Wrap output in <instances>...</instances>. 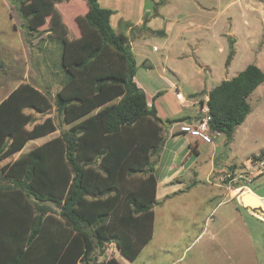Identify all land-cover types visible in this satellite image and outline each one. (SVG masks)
<instances>
[{
	"label": "trees",
	"instance_id": "obj_1",
	"mask_svg": "<svg viewBox=\"0 0 264 264\" xmlns=\"http://www.w3.org/2000/svg\"><path fill=\"white\" fill-rule=\"evenodd\" d=\"M72 1L9 0L29 35L48 25L58 53L42 48V62L45 56L52 62L46 66L53 93L20 83L0 102V161L7 160L0 168V264H119L106 254L111 243L134 261L152 238L154 166L166 128L202 117L159 118L134 81L129 37L111 27L112 11L82 0L74 34L57 10ZM229 50L226 65L232 42ZM263 83L264 72L248 65L210 90L200 100L210 131L230 142L250 113L248 98ZM52 108L55 118L37 124L25 113ZM57 131L12 160L29 141ZM262 159L264 152L249 161Z\"/></svg>",
	"mask_w": 264,
	"mask_h": 264
},
{
	"label": "rangeland",
	"instance_id": "obj_2",
	"mask_svg": "<svg viewBox=\"0 0 264 264\" xmlns=\"http://www.w3.org/2000/svg\"><path fill=\"white\" fill-rule=\"evenodd\" d=\"M82 2L74 0L69 7H57L74 34L78 31L74 18L85 7ZM98 5L112 11L111 27L132 39L138 64L135 82L163 117L178 110V100L167 90L170 81L185 97L201 82L211 89L248 65L264 72V0H98ZM138 18L143 26L135 25ZM150 23V29L162 30L163 35L149 30L135 34ZM127 25L133 27L131 32ZM23 26V19L9 0H0V101L20 83L35 84V78L48 74L46 64L52 62L47 56L46 64L42 62V48L48 49L47 55L58 53L45 33L47 24L39 35H29ZM230 42L233 54L226 65ZM152 46L157 50L153 51ZM145 58L150 69L140 65ZM202 65L206 68L201 69ZM161 73H165L164 79ZM260 88L248 98L250 113L235 129L230 143L224 135L215 137L213 153L208 151L210 145L200 143V155H193L188 163L191 170L185 177L186 184L192 180L195 185L170 192L165 201L161 196L157 198L153 240L137 264H264V223L237 206L239 194L233 197L236 174L230 168L219 174L228 195L205 185L210 159L220 171L226 160L238 167L249 166L250 157L264 152V95H257ZM157 92L160 95L155 97ZM200 98L204 100L202 95ZM41 141L29 142L22 152L27 153ZM6 163L0 161V168ZM249 173L246 171L245 180L238 185L244 183L264 199V171Z\"/></svg>",
	"mask_w": 264,
	"mask_h": 264
},
{
	"label": "crops",
	"instance_id": "obj_3",
	"mask_svg": "<svg viewBox=\"0 0 264 264\" xmlns=\"http://www.w3.org/2000/svg\"><path fill=\"white\" fill-rule=\"evenodd\" d=\"M143 24H144V22L142 21L141 18H138L137 22L135 23V25H142V26H143ZM149 26H151V23L147 27L143 28L144 31L138 29L135 32V34L137 36H139L143 32H145L146 30H149V31H151L154 34L163 35L162 30H152V29H150ZM127 27L129 28V32H131L133 27H130L129 25H127ZM117 32H119V31H117ZM131 41H132V39L129 37V42H130L131 50H132V53H133V50H134L133 48L134 47H133V44H132ZM152 50L156 51L157 47L156 46H152ZM134 57H135V55H134ZM135 61H136V58H135ZM136 65L138 66L137 62H136ZM140 65H144L147 69L151 68V65H150L149 61L147 60V58H145ZM200 68L204 69V68H206V66L202 65ZM169 71L174 73L170 69H169ZM136 73H137V71H136ZM162 73H161V76L164 79L166 75L164 73V76H163ZM49 77H50V75H48V74H45V76H41L40 75L37 78H35V80H34L35 84H31L29 82H23V83H29L32 86H34L35 88L41 89V90L48 89V90L52 91V93H53L55 91V89H56V85L51 83ZM134 81H135V79H134ZM169 83H170V85L168 87L169 89H167V90L169 92L174 93L176 99L178 100V110L176 111V113L171 114L170 117H163V116L160 115V112H159L158 108L156 106H154L155 109H156V112H157V116L159 118H161L163 121H166V120L170 121V120L180 119V118H184V117L190 118V119H192V121H194L195 118L198 115H201L200 114L201 113L200 112V107L203 105V104L200 103L201 94H203L202 98H204V100H207V97H206L207 93L210 90H212L214 87H212L211 89H207L205 87V81L201 82L200 85H197L196 91H193V92H190V93H186L185 94L186 98H185L178 91L179 90L178 87H175L176 85H174V82L170 81ZM172 86H174V87H172ZM258 88H260V89L258 90L259 92L257 93V95H260V96L264 95V83L262 85H260ZM162 92H166L167 93V91H165V90L162 91ZM155 95H157V96L160 95V92L155 93ZM146 101H147V104L150 106V103L148 102L147 97H146ZM185 111H187V113L183 114V112H185ZM25 113H27V114L31 113L33 115L34 124L42 123L47 117L55 118V115H56L55 111H54V108H52V110L49 113H35V112L29 111V110L25 111ZM183 123H189V122L186 121V122H183ZM179 124H181V123L173 124V125H170L169 127L166 128L164 146H163L161 152L159 153L157 161H156V164L154 166V175H155L156 183H157V185H156L157 186V188H156V202H157V198L160 197V196H161V200L163 199L165 201V200H167L170 192H174L175 190L180 189V188H186L187 189L188 185L189 186H194L195 183H196L194 181L192 182V180H191V181H189L190 184H186L185 177L188 176V174H186V173L191 170V168H190L191 165L188 166V163L192 160L193 155H197V156L200 155L199 149H202V148H200L199 145H200V143L202 144V142L197 141L194 138L192 139V137H190L188 135H184V134L180 133L179 132ZM31 127H32V125H29L27 127V129H30ZM63 128L65 129V128H67V126H64ZM58 133L59 132L57 131V132H55L53 134H50V135H47L45 137H41V138H38V139H35V140H31V141H36V140H39V139L42 140L41 143L38 144V145H35L34 148H36V147L42 145L43 143L49 141L51 138L57 136ZM55 134H57V135H55ZM31 141H29V142H31ZM28 143H26V145ZM205 145H207V144H205ZM34 148H32V149H34ZM215 149L216 148H215L214 144L208 146V151L209 152L211 151V153H213L215 151ZM22 150L19 153H17L15 156H13L14 160L16 158H18L21 154H25V153L22 152ZM214 156H215V154L212 155V159H213ZM250 164H249V166L241 165V167H238L233 162H229L228 160H226L224 162V164H223L224 165V169H222L220 171H216L214 161H212L210 159V165H209V170L207 171L205 185L208 188H210V189H215L216 192H218V193H220L221 190L222 191L224 190L226 192V194L228 195V192H227L228 188L224 187L222 185L221 177H220L219 174H223L224 172H227V169L230 168L231 169L230 171L233 174H236V177L233 180H236V184H238L239 181L243 182V180H245L246 171H250L249 174H259V172L261 170L264 171V168L260 167L259 169H256L257 166L255 167L254 165H250ZM252 167H253V169H252ZM258 167H259V165H258ZM213 175H215V176H213ZM211 178H213V179L211 180ZM239 188H241V187H239ZM239 188H237L236 191H234V196L233 197H235L236 194H239V196H240L241 192H244V190H247V192L249 191L247 188L244 189L243 191L241 189L238 190ZM249 192L252 193L253 195L257 196L258 198H260L258 196L259 194H256L255 192H251V191H249ZM260 199H262V198H260ZM262 200H264V199H262ZM247 213H248V215H250V216L256 218L257 220H259L260 222L264 223L263 220H261L260 218H258L255 215H253L252 213H250L248 211H247ZM152 240H153V235H152V238L149 241V243ZM149 243L141 250V252L138 255V257L132 262L127 261L124 257L120 256L119 253H118V250L115 247V245L112 244V243L108 245L107 253H110L111 256L112 255L116 256L117 257V261L119 262V264H137L138 263L137 262L138 259L142 256V254L144 253V251H145L146 247L149 245ZM111 256H108V258L111 257Z\"/></svg>",
	"mask_w": 264,
	"mask_h": 264
},
{
	"label": "built area",
	"instance_id": "obj_4",
	"mask_svg": "<svg viewBox=\"0 0 264 264\" xmlns=\"http://www.w3.org/2000/svg\"><path fill=\"white\" fill-rule=\"evenodd\" d=\"M200 112L202 117L197 121L192 123L179 124V132L184 135H188L204 144L213 145V140L219 134L212 133L209 129L210 116L208 114L207 106L202 105L200 107ZM253 165H259V167L264 168V159H262L261 161H255Z\"/></svg>",
	"mask_w": 264,
	"mask_h": 264
},
{
	"label": "water",
	"instance_id": "obj_5",
	"mask_svg": "<svg viewBox=\"0 0 264 264\" xmlns=\"http://www.w3.org/2000/svg\"><path fill=\"white\" fill-rule=\"evenodd\" d=\"M237 202L248 212L264 221V200L248 191L247 193L241 192L240 196L237 198Z\"/></svg>",
	"mask_w": 264,
	"mask_h": 264
},
{
	"label": "bare ground",
	"instance_id": "obj_6",
	"mask_svg": "<svg viewBox=\"0 0 264 264\" xmlns=\"http://www.w3.org/2000/svg\"><path fill=\"white\" fill-rule=\"evenodd\" d=\"M245 193H247V192H245Z\"/></svg>",
	"mask_w": 264,
	"mask_h": 264
}]
</instances>
